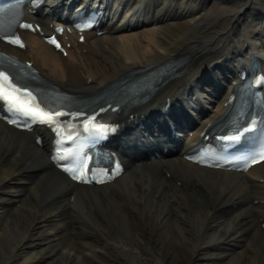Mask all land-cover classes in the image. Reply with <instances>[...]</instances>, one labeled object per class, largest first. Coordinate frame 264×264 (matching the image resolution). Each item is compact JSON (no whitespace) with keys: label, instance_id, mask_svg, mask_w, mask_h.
Wrapping results in <instances>:
<instances>
[{"label":"bare ground","instance_id":"obj_1","mask_svg":"<svg viewBox=\"0 0 264 264\" xmlns=\"http://www.w3.org/2000/svg\"><path fill=\"white\" fill-rule=\"evenodd\" d=\"M125 8L105 35L87 34L86 45L69 36L68 58L37 35L22 55L61 86L91 91L189 53L170 90L178 113L189 109L199 123L224 110L207 80L220 84L221 71L235 70L248 49L264 58V0H118L116 15ZM46 9L49 28L56 15ZM263 200L264 166L244 176L181 157L130 160L113 184L77 187L54 172L32 135L0 122V264H264ZM49 245L59 247L50 258Z\"/></svg>","mask_w":264,"mask_h":264},{"label":"snow or ice","instance_id":"obj_2","mask_svg":"<svg viewBox=\"0 0 264 264\" xmlns=\"http://www.w3.org/2000/svg\"><path fill=\"white\" fill-rule=\"evenodd\" d=\"M10 42L20 44L18 38ZM20 46L23 45L21 44ZM25 96L28 98L25 99ZM0 100H3L11 110L21 115L32 117L40 123L55 124L57 118L63 115L60 112L55 114L45 112L32 101L29 94H22L20 89L16 88L9 77L2 72H0ZM261 158H264V154H262Z\"/></svg>","mask_w":264,"mask_h":264},{"label":"rangeland","instance_id":"obj_3","mask_svg":"<svg viewBox=\"0 0 264 264\" xmlns=\"http://www.w3.org/2000/svg\"><path fill=\"white\" fill-rule=\"evenodd\" d=\"M59 249V247L53 248L51 245H49L43 252H46L47 256L50 258L52 254ZM106 264H122L121 262L113 259V258H107Z\"/></svg>","mask_w":264,"mask_h":264}]
</instances>
